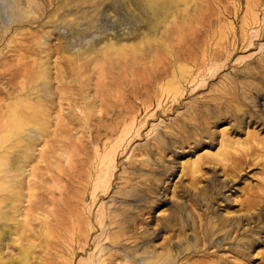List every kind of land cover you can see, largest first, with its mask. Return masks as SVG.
<instances>
[{"label": "rangeland", "instance_id": "obj_1", "mask_svg": "<svg viewBox=\"0 0 264 264\" xmlns=\"http://www.w3.org/2000/svg\"><path fill=\"white\" fill-rule=\"evenodd\" d=\"M0 264H264V0H0Z\"/></svg>", "mask_w": 264, "mask_h": 264}, {"label": "bare ground", "instance_id": "obj_2", "mask_svg": "<svg viewBox=\"0 0 264 264\" xmlns=\"http://www.w3.org/2000/svg\"><path fill=\"white\" fill-rule=\"evenodd\" d=\"M39 113V112H38ZM34 121V120H33ZM20 122V121H19ZM44 131V130H43ZM46 131V130H45ZM3 164V163H2Z\"/></svg>", "mask_w": 264, "mask_h": 264}]
</instances>
